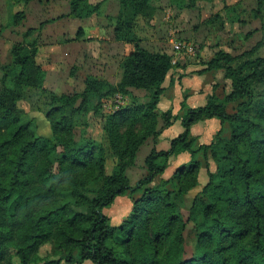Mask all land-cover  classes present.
I'll list each match as a JSON object with an SVG mask.
<instances>
[{"label": "trees", "instance_id": "trees-1", "mask_svg": "<svg viewBox=\"0 0 264 264\" xmlns=\"http://www.w3.org/2000/svg\"><path fill=\"white\" fill-rule=\"evenodd\" d=\"M119 1L118 12L108 15L113 39L133 47L120 62V80L112 84L89 76L81 92L53 94L45 114L50 136H37L22 121L17 104L25 89L43 86L37 44L14 43L11 63H0V264H14V256L17 264H264V56L254 55L264 40L244 52L251 57L238 67L232 65L237 56L223 50L205 62L199 72L223 70L229 88L222 98L212 93L196 108L182 103L181 116L172 109L157 113L162 83L179 64L172 55L139 44L135 19L146 18L150 2ZM99 7L71 0L67 16L88 19ZM20 19L16 13L14 25ZM83 37L79 27L73 40ZM130 89L148 91V100L139 102ZM117 93L130 102L103 114L101 99ZM229 103H235L232 112ZM89 112L101 117L107 145L76 137L77 114ZM211 118L220 121V130L209 144L196 145L191 127ZM176 120L183 132L167 150H158L155 140L162 128ZM226 124L229 136H222ZM149 139L146 173L132 185L127 171ZM182 152L190 154V161L155 184L168 159ZM199 155L205 165L211 157L216 168L207 171L206 183L193 197L189 220L198 228L196 252L183 259L184 224L176 197L198 185ZM125 195L131 209L114 222L105 210ZM48 242L53 253L40 257V247Z\"/></svg>", "mask_w": 264, "mask_h": 264}, {"label": "rangeland", "instance_id": "rangeland-1", "mask_svg": "<svg viewBox=\"0 0 264 264\" xmlns=\"http://www.w3.org/2000/svg\"><path fill=\"white\" fill-rule=\"evenodd\" d=\"M70 1L0 0V63L2 65L11 63L10 48L14 43L35 42L38 48L36 61L45 69L42 88L25 89L23 97L17 103L22 114V121L27 123L37 136L48 137L51 134L45 114L50 108L52 95L81 92L85 87V79L92 76L87 73V62L79 56L80 47L71 43L77 41L73 40L76 30L80 26L85 30H88L87 28L96 30L97 23L100 25L102 22L108 25L111 20L106 14L112 15L118 12L120 4L119 0H89L92 6L99 4L100 7L97 14L84 20L67 16ZM148 2L152 9L150 7L147 9L146 18L136 17V31L143 38L146 48L157 39L166 42L167 51H170L173 62L178 64L181 62L185 65L205 64L216 51L223 50L237 56L232 65L238 67L240 63L251 57L243 55L244 52L250 50L260 40H264V0L260 6H258V0H148ZM16 13L21 14V19L17 25H14L13 19ZM105 15L104 21L96 19L97 16ZM28 29L33 31L26 35ZM110 29L111 24L108 28L105 26L102 39L96 37L87 39L88 43L85 42V44L89 46L88 49L97 54L99 51L97 43L102 42L107 36L110 37V32L107 33ZM174 41L193 46V54H174L172 51ZM69 46L70 51H68ZM254 55L264 56V47ZM120 64L110 70L116 72L118 68L121 74ZM217 71L219 75L214 85L216 93L213 94L222 98L229 88V83L223 78V70ZM2 74L0 70V78ZM97 77L104 79L102 76ZM116 95L120 97V102L115 101ZM116 95L101 99L103 114H112L130 102L128 96L121 93ZM95 101V98H91V103ZM234 107L235 103L227 104V111L232 112ZM75 131L78 139L91 138L107 145L101 117L93 112L77 114ZM222 136H229L227 124ZM141 155L142 152H139L136 159L137 165L127 171L132 185L145 174L138 167ZM198 158L201 164L198 185L188 194L176 197V205L184 224L183 259L192 257L196 252L198 228L189 220L193 197L206 183L207 171L214 172L216 168V163L211 157L207 165L204 164L201 155ZM112 206L105 211L114 222H118V218L111 211ZM118 240V237L113 239L114 242ZM38 253L40 257H50L53 253L52 243L43 244ZM17 262V257L14 256L13 263L17 264ZM81 264L92 263L85 261Z\"/></svg>", "mask_w": 264, "mask_h": 264}, {"label": "crops", "instance_id": "crops-1", "mask_svg": "<svg viewBox=\"0 0 264 264\" xmlns=\"http://www.w3.org/2000/svg\"><path fill=\"white\" fill-rule=\"evenodd\" d=\"M116 13L112 15H115ZM106 15L97 16L96 19L104 21ZM109 25L110 23L107 25L105 22L100 23V25L97 23V26L95 28L96 30H91L87 27L86 28L88 30H85V28L82 27L84 30V37L71 43L72 45L77 44L80 47V50L78 49L79 56H81L83 60L87 62L86 70L88 71L87 73H89V75L102 76L110 83L116 84L120 80L121 74L119 73L118 68L115 70L116 72L111 71L110 68L118 66V64L121 62L120 60H122V58H124V56H126L132 50V45L120 41H115L113 39L112 27L110 29L111 31H107V33L110 32V37L107 36L102 42L99 41V43H97L99 49L97 54H95L92 50L90 51L88 49L89 46L85 44V42L88 43L87 39H90L92 37L102 39V37H104L102 35L105 34L104 28L105 26L108 28ZM134 33L139 39V44L142 48L152 52H165L171 55L170 51H167L168 45L166 42L164 43L157 39L153 41L152 44H149V46L146 48L144 47L145 43L143 38L136 31V25L134 26ZM70 50L71 47L69 46L68 51ZM98 63L102 64L100 65ZM183 63L184 62H181V64H179V67L171 69L168 72L164 82L162 83L164 91L160 95L159 102L156 106L157 113L172 109L174 115L181 116L183 114V111L181 109L182 103L185 104L186 108H196L199 106H203L207 101V97L212 93H216V90L214 91V85L216 82L215 80L219 75V72L217 70L199 72L206 67L205 64L185 65ZM94 68H97L98 70L95 71ZM130 91L131 94L135 96L139 102L148 100V91L142 89H130ZM161 126L162 121L159 120L158 127L161 128ZM220 128L221 123L218 119H205L203 121H199L191 127V134L193 137L197 138L196 145L209 144L217 131L220 130ZM182 132L183 127L180 120L173 121V123L168 127L162 128L160 135L155 140L156 148L158 150H167L169 148L170 140ZM152 146L153 141L149 139L140 146L136 154L134 165H137V156L139 152H142L141 161L138 164V167H140L141 171L145 173L146 170L144 168L143 161ZM189 161L190 154L188 152H182L175 156H171L168 159L167 167L164 170L163 174L155 177L154 183L157 184L161 181V179L169 178L178 166ZM112 205L113 206L111 207V211H113L115 217H117L119 221L124 218L130 211L131 200L128 196H118L115 198Z\"/></svg>", "mask_w": 264, "mask_h": 264}, {"label": "built area", "instance_id": "built-area-1", "mask_svg": "<svg viewBox=\"0 0 264 264\" xmlns=\"http://www.w3.org/2000/svg\"><path fill=\"white\" fill-rule=\"evenodd\" d=\"M172 51L174 52V54L183 53L185 55H192L194 52V48H193V46L188 45L186 43L174 41V42H172ZM115 98H116V100H115L116 102L121 101V99L118 95H116Z\"/></svg>", "mask_w": 264, "mask_h": 264}]
</instances>
